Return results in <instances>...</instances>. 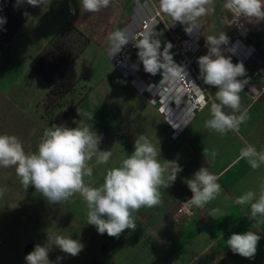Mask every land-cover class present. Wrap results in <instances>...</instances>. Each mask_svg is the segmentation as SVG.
Segmentation results:
<instances>
[{
  "label": "crops",
  "instance_id": "crops-1",
  "mask_svg": "<svg viewBox=\"0 0 264 264\" xmlns=\"http://www.w3.org/2000/svg\"><path fill=\"white\" fill-rule=\"evenodd\" d=\"M77 1L50 0L49 4L39 6L3 47L0 56L12 52L29 66L66 21L90 39L89 47L92 45L107 54L111 47L109 34L125 24L133 0H111L107 8L95 13L83 11ZM229 17L230 13L222 4L217 19L225 28ZM214 18L212 13L200 18L198 24L201 30L210 27ZM246 24L251 33L249 43L256 49V55L244 65L246 75L238 79L259 71L262 82L264 20H248ZM203 52L199 57L205 54ZM78 61L79 57L75 61L76 70ZM204 85L214 102L218 89ZM240 96L241 107L248 110L249 118L238 131L220 135L205 127V122L211 118L210 102L196 114L177 139L171 138V131L160 112L149 104L144 95H141L143 100L134 102L126 99L107 101L105 106L109 118L96 129V133L102 136L99 150L111 151L112 157L107 164H97L95 158L90 162L94 186L103 183L109 168L119 166L126 155L132 154L134 141L141 134L159 146L161 163L176 162L182 171L169 187H161V204L154 208H141L134 213L136 229H126L119 237L99 234L94 225L86 223L87 208L81 196L59 203L66 211H54L57 222L54 233L78 239L84 246L80 253L86 254L82 258L80 253L72 257L57 248L55 257L49 260L55 264H264V219L258 217L254 220L251 217L250 204L235 203L236 197L249 190L258 194L264 186V166L253 170L247 160L239 159L240 149L247 145H254L258 151L264 150V96L254 103L250 102L246 93L241 92ZM224 111L231 112L227 108ZM213 152L216 153L214 157ZM201 167L218 177L222 191L203 208L195 207L191 219L177 223L173 215L178 204L192 197L186 181ZM215 209H219L220 213L213 217ZM247 231H255L261 236L254 259L235 254L226 246L233 233ZM57 257L62 259L57 261ZM0 264L13 262L6 260Z\"/></svg>",
  "mask_w": 264,
  "mask_h": 264
},
{
  "label": "clouds",
  "instance_id": "clouds-1",
  "mask_svg": "<svg viewBox=\"0 0 264 264\" xmlns=\"http://www.w3.org/2000/svg\"><path fill=\"white\" fill-rule=\"evenodd\" d=\"M110 2L111 0H80V6L85 12L95 13L107 8ZM26 3L39 7L49 4L50 0H26ZM159 3L164 14L175 23L187 25L185 31L191 33L193 29L199 28L200 18L215 11L216 0H159ZM223 7L238 17L264 20V0H223ZM5 23L6 18L0 17V26ZM155 26L135 40L126 29L111 32L108 37L111 57L119 53L129 41H133L139 50L138 58L144 71L152 75L162 71L160 83L166 86V91L172 92L178 86L192 82L186 79L188 72L185 66L174 62L170 51L173 45L166 43L161 51V40L158 37L162 33L157 32ZM227 43L228 37L224 32L218 37L207 36L208 52L197 60L199 77L204 84L218 89L215 101L210 106L211 118L205 122V127L220 135L238 131L240 125L249 118L248 110L241 107L240 96L247 79H238L246 75L245 67L242 63L233 64L231 58L223 54L221 45ZM203 101L202 96L201 102ZM225 108L231 112H225ZM77 112L82 117L77 127L51 125L44 130L35 152L26 153L18 137L0 134V167H14L23 189L34 186L36 192L49 204L66 202L79 194L86 203V223L94 225L99 234L119 237L126 229H136L134 213L141 208H154L161 204V187H169L182 168L176 162L161 163L158 158L159 146L141 134L134 141L132 154L126 155L119 166L109 168L103 177V183L94 186L90 162L95 158L97 164H107L112 152L99 150L102 136L93 131L88 123L93 119V112L78 109ZM215 155L213 152L212 156ZM239 159L247 160L253 170L259 169L264 166V150L258 151L254 145H247L240 149ZM217 181L218 177L207 168H199L186 181L192 197L183 203L184 206L203 208L215 200L222 191ZM4 191L5 189L0 188V196ZM235 203L250 204L251 217L254 220L258 217L264 219V186L258 194L249 190L236 197ZM219 213L220 210L215 209L212 216ZM260 239L261 236L255 231L233 233L227 239L226 246L235 254L254 259ZM53 247L75 257L84 246L78 239L48 233L46 243L36 244L25 256L26 264H55L49 260V252ZM61 259L62 257H57V261Z\"/></svg>",
  "mask_w": 264,
  "mask_h": 264
},
{
  "label": "rangeland",
  "instance_id": "rangeland-1",
  "mask_svg": "<svg viewBox=\"0 0 264 264\" xmlns=\"http://www.w3.org/2000/svg\"><path fill=\"white\" fill-rule=\"evenodd\" d=\"M78 3L80 0L77 1ZM223 0H216L215 17L210 27L203 28L202 42L206 48L202 51L207 54L206 37L219 36L227 28L217 19V13ZM88 47L90 45V39ZM161 48L167 42L164 34L158 37ZM86 47V48H88ZM223 54L231 58L233 64L237 62L225 50ZM172 55L175 53L171 48ZM204 54V55H205ZM177 62V58L174 59ZM77 74L80 77L77 90L66 96L60 106L46 110L43 99L48 92L45 82L37 76L29 66L18 60L12 52L0 56V134H9L18 137L27 152H35L44 130L51 125L57 115L71 110V114L62 124L69 128L78 126L82 117L80 111L93 112L92 130L103 126L109 118L108 108L105 106L111 100H143L141 94L132 87L128 79L122 77L111 65L105 51L90 46L84 49L79 56ZM73 121H76L74 123ZM99 147V146H98ZM0 188L5 189L0 196V262L6 260L13 264L26 263L25 256L32 251L36 244L44 245L48 233H54L56 220L55 210L66 211L60 204H49L34 186L23 189L15 173L14 167H0ZM79 194L73 198H79ZM57 248L49 252L53 259ZM86 253H80L84 256Z\"/></svg>",
  "mask_w": 264,
  "mask_h": 264
},
{
  "label": "built area",
  "instance_id": "built-area-1",
  "mask_svg": "<svg viewBox=\"0 0 264 264\" xmlns=\"http://www.w3.org/2000/svg\"><path fill=\"white\" fill-rule=\"evenodd\" d=\"M229 13L230 17L225 32L228 43L221 45V48L239 63L245 65L256 55V49L249 43L251 33L246 23L248 20L256 19L238 17L235 13ZM154 25H156L155 30L164 34L167 42L173 45L175 49L173 60L177 58V62L175 60L174 62L185 66V70L188 72L186 79L196 86L186 82L172 92L166 91V86L160 83L162 71L156 75L144 71L143 64L138 58L139 50L133 41H129L113 57H111L110 47L107 56L113 68L122 77L128 79L132 87L139 94L144 95L152 107L158 109L171 131V138L177 139L196 114L212 102L211 95L199 77L197 63L200 53L206 46L202 42L200 27L193 29L191 33L186 32L187 25L175 23L162 12L159 0H133L127 21L118 29H126L135 40ZM243 79H247V83L242 92L249 96L251 103L264 96V81L261 82L259 71ZM202 96L204 97L203 102H201ZM189 199L178 204L173 215V219L177 223H183L192 218L195 207H185L183 204Z\"/></svg>",
  "mask_w": 264,
  "mask_h": 264
},
{
  "label": "trees",
  "instance_id": "trees-1",
  "mask_svg": "<svg viewBox=\"0 0 264 264\" xmlns=\"http://www.w3.org/2000/svg\"><path fill=\"white\" fill-rule=\"evenodd\" d=\"M37 8L26 0H0V17L6 18V23L0 26V52ZM88 44L85 35L66 21L30 62L29 68L48 87L43 99L46 110L60 106L62 99L76 92L80 77L75 61ZM70 114L71 110L60 113L53 124L62 125Z\"/></svg>",
  "mask_w": 264,
  "mask_h": 264
}]
</instances>
